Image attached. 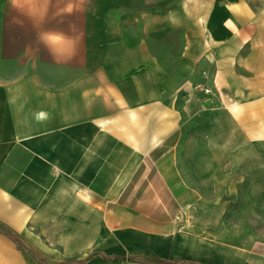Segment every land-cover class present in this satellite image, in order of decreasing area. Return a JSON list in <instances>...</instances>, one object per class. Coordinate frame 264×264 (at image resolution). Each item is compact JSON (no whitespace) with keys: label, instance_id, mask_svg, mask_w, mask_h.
<instances>
[{"label":"crops","instance_id":"obj_1","mask_svg":"<svg viewBox=\"0 0 264 264\" xmlns=\"http://www.w3.org/2000/svg\"><path fill=\"white\" fill-rule=\"evenodd\" d=\"M39 1L0 38V264H264V0Z\"/></svg>","mask_w":264,"mask_h":264},{"label":"rangeland","instance_id":"obj_2","mask_svg":"<svg viewBox=\"0 0 264 264\" xmlns=\"http://www.w3.org/2000/svg\"><path fill=\"white\" fill-rule=\"evenodd\" d=\"M39 3V0H0V38L6 36L8 25L11 24L13 18H22L15 10L24 6L39 5ZM18 243L23 246L21 242L18 241Z\"/></svg>","mask_w":264,"mask_h":264},{"label":"built area","instance_id":"obj_3","mask_svg":"<svg viewBox=\"0 0 264 264\" xmlns=\"http://www.w3.org/2000/svg\"><path fill=\"white\" fill-rule=\"evenodd\" d=\"M206 77V73H201V78H205ZM195 88L198 90V91H201L203 93H209L210 92V89L207 85L203 84V83H197L195 85Z\"/></svg>","mask_w":264,"mask_h":264}]
</instances>
